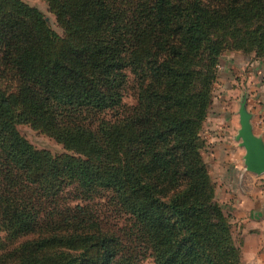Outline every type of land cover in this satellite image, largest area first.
<instances>
[{"label":"trees","instance_id":"1","mask_svg":"<svg viewBox=\"0 0 264 264\" xmlns=\"http://www.w3.org/2000/svg\"><path fill=\"white\" fill-rule=\"evenodd\" d=\"M46 1L63 34L0 0V264H243L203 130L223 53L264 61V0Z\"/></svg>","mask_w":264,"mask_h":264},{"label":"rangeland","instance_id":"2","mask_svg":"<svg viewBox=\"0 0 264 264\" xmlns=\"http://www.w3.org/2000/svg\"><path fill=\"white\" fill-rule=\"evenodd\" d=\"M24 1L38 8L51 27L63 34L56 14L46 0ZM135 93L131 83L124 95L127 106L136 103ZM243 103L251 115L255 130L264 136V61L257 59L254 54L228 50L220 60L214 99L204 125L206 146L203 152L216 183L219 201L226 213L231 215L235 237L242 242L243 264H258L257 257L252 255V246L258 240H248L253 230L245 227L243 221L264 200V173L255 174L246 168V149L239 136L240 109ZM18 128L35 147L48 149L54 154L65 152L63 144L29 124H20ZM107 198L108 196L97 198L91 205L101 211L105 220L117 223L118 226H126V221L119 220L117 210L109 204ZM81 202L84 201H70L72 205ZM140 264L156 263L152 257L146 255Z\"/></svg>","mask_w":264,"mask_h":264},{"label":"water","instance_id":"3","mask_svg":"<svg viewBox=\"0 0 264 264\" xmlns=\"http://www.w3.org/2000/svg\"><path fill=\"white\" fill-rule=\"evenodd\" d=\"M241 129L239 136L246 149V168L255 174L264 173V139L254 132L251 115L246 111L245 103L240 109Z\"/></svg>","mask_w":264,"mask_h":264},{"label":"crops","instance_id":"4","mask_svg":"<svg viewBox=\"0 0 264 264\" xmlns=\"http://www.w3.org/2000/svg\"><path fill=\"white\" fill-rule=\"evenodd\" d=\"M254 132L262 136L260 132L255 130V126L253 124ZM264 139V136H262ZM251 216L244 220V226L248 229H252L253 232L251 233L250 239H256L258 242L254 243L252 246L253 253L252 255L257 257L258 264H264V200L263 202L258 203V208L256 211H253ZM258 212V215H256ZM250 233V230H249ZM249 238V237H248Z\"/></svg>","mask_w":264,"mask_h":264}]
</instances>
